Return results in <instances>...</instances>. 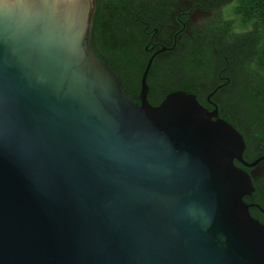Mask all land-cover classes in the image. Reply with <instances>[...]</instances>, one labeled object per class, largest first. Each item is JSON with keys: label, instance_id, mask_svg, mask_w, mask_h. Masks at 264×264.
<instances>
[{"label": "water", "instance_id": "95a60500", "mask_svg": "<svg viewBox=\"0 0 264 264\" xmlns=\"http://www.w3.org/2000/svg\"><path fill=\"white\" fill-rule=\"evenodd\" d=\"M95 19L96 0H0V264H264L244 202L264 155L209 97L147 102L170 49L131 98Z\"/></svg>", "mask_w": 264, "mask_h": 264}, {"label": "trees", "instance_id": "16d2710c", "mask_svg": "<svg viewBox=\"0 0 264 264\" xmlns=\"http://www.w3.org/2000/svg\"><path fill=\"white\" fill-rule=\"evenodd\" d=\"M195 12L200 24L191 20ZM162 48L170 50L154 57L147 102L157 106L182 91L211 110L209 97L218 117L242 135L243 160L264 155V0H96L92 49L131 98ZM255 169V197L244 202L261 209L249 213L264 225V161Z\"/></svg>", "mask_w": 264, "mask_h": 264}, {"label": "flooded vegetation", "instance_id": "af4514ba", "mask_svg": "<svg viewBox=\"0 0 264 264\" xmlns=\"http://www.w3.org/2000/svg\"><path fill=\"white\" fill-rule=\"evenodd\" d=\"M208 17V16H207ZM203 18V16H201L198 12H195L192 16H191V20L192 22H195L196 24H200L201 19ZM197 19H199V21H197ZM152 49V48H151ZM150 49V50H151ZM149 50V51H150Z\"/></svg>", "mask_w": 264, "mask_h": 264}, {"label": "clouds", "instance_id": "9594fccd", "mask_svg": "<svg viewBox=\"0 0 264 264\" xmlns=\"http://www.w3.org/2000/svg\"><path fill=\"white\" fill-rule=\"evenodd\" d=\"M237 7H238V4H236L235 2H233V4H231V5H228V8L233 9V10ZM224 19L227 21L229 19V17L224 16Z\"/></svg>", "mask_w": 264, "mask_h": 264}, {"label": "rangeland", "instance_id": "374dc122", "mask_svg": "<svg viewBox=\"0 0 264 264\" xmlns=\"http://www.w3.org/2000/svg\"><path fill=\"white\" fill-rule=\"evenodd\" d=\"M197 21H199V19H197Z\"/></svg>", "mask_w": 264, "mask_h": 264}]
</instances>
